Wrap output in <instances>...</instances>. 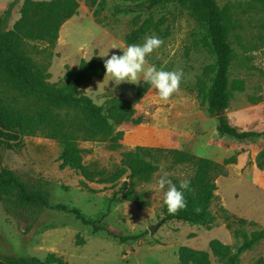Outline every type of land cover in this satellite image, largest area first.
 Returning <instances> with one entry per match:
<instances>
[{
    "label": "rangeland",
    "instance_id": "1",
    "mask_svg": "<svg viewBox=\"0 0 264 264\" xmlns=\"http://www.w3.org/2000/svg\"><path fill=\"white\" fill-rule=\"evenodd\" d=\"M26 1L51 0H0V15L9 14L2 34L14 45L11 53L26 58L23 64L48 90L62 91L80 72L82 60L93 67L104 63L108 56L99 55L107 50L109 56L122 54L129 44L143 43L152 35L164 43L147 57L145 67L181 68L183 79L167 102L152 86L142 97L136 93L138 84L114 86L106 72L80 85L73 96L90 100L102 114L117 99L128 103L133 119L141 118L137 125L114 126L121 136L112 143L109 136L91 133L86 112L66 104L49 105L19 84L0 61V107L25 126L19 125L25 128L21 136L0 129V142L17 144L0 143V168L13 172L30 196L21 202L0 198V256L33 258L40 264H179L180 249L187 248L208 254L205 264H227L211 254L209 244L216 241L235 253L241 240L236 226L228 225L233 218L254 223L244 229L247 234L264 228V168H257L258 161H264V135L237 141L218 132L224 121L241 132L264 133V0H214L229 28L232 49L230 103L214 115L208 113L206 100L215 74L208 14L200 13L194 1L98 0L89 7L75 0V15L55 39L33 14L17 29L27 38L15 42L13 25L21 19ZM234 82H241L243 90H233ZM58 120L82 151L91 180L61 166L58 141L26 130ZM136 147L178 150L216 164L221 175L215 179L209 207L213 221L164 220V192L155 190L157 180L167 172L173 183L180 182L196 171L193 163H175L174 155L145 156L158 167L147 181L125 171L114 183L98 182V170L103 176L122 171L124 154ZM237 264H264V240L242 253Z\"/></svg>",
    "mask_w": 264,
    "mask_h": 264
},
{
    "label": "trees",
    "instance_id": "2",
    "mask_svg": "<svg viewBox=\"0 0 264 264\" xmlns=\"http://www.w3.org/2000/svg\"><path fill=\"white\" fill-rule=\"evenodd\" d=\"M89 7H94L98 4V0H83ZM195 2L197 10L202 13V10L208 14L207 30L209 35V45L215 57V74L211 82L208 94L206 95L208 113H215L225 110L230 103V91L228 88L227 74L231 63L232 49L227 42L229 28L226 22H223L222 14L214 0H192ZM78 5L75 0H51L49 2L34 3L26 1L21 10V19L13 25L14 41L17 42L22 38H27L20 35L17 29L24 23V20L29 18V15L39 16L43 20V30L52 32L51 37L56 38L59 28L66 20L73 17L76 13ZM95 15V14H94ZM9 19V14L0 15V61L8 69L17 82L21 85L29 86L34 94L39 95L49 105L59 106L66 104L71 106L70 109H78L86 112L89 115L87 123L92 129L93 135L109 136L112 143L121 136V133H114V126L122 123L139 124L141 118L133 119V112L130 110L128 103L124 100L113 99L109 103V108L105 114H102V108L96 107L86 98H75L73 93L82 84H86L93 78H99L106 72L103 62H95L93 67L85 63L84 60L80 63V72L72 82H68L67 86L62 91H51L46 88V84H42L39 78L30 72V66L27 68L23 61L25 60L20 54H12L14 45L7 42L6 37H3L2 31ZM151 86L141 81L137 86V96L142 97ZM235 91H242L243 85L241 82H234ZM44 98V99H43ZM23 122L14 114L4 113L0 107V129L2 131H10L11 134L21 136L25 128ZM24 126V125H23ZM25 127V126H24ZM20 129V130H18ZM26 130L31 131V134L38 132L45 133L47 137L58 141L62 150L60 161L62 167H69L72 170L80 172L81 176L87 180L92 179V172L89 171L81 160L80 149H77L69 140L67 129L61 121L48 123L41 126L34 125ZM218 132L222 136H228L237 141H248L255 139L264 133L256 132H241L231 127L227 122L220 121ZM10 133H6L10 135ZM8 147L16 146L17 144L10 141H1ZM112 145L111 148H115ZM153 154H167L175 156V163H193L196 166L195 175L191 178L192 191L185 192L188 206L186 209L179 211L175 215H170L164 207L163 214L166 221H185L191 222L194 217V222L203 223L213 221V217L209 212L211 202L214 200V192L216 190L215 179L221 172L218 166L211 161L203 159H195L192 155L178 150H162V149H147L136 147L133 151L125 153L123 157L124 169L122 171L115 170L113 173L103 176V171L98 170L100 175L98 180L101 184L114 183L125 171H129L130 177H142L145 181L158 171V167L152 164L151 161H146L145 156ZM257 168H264V161H258ZM177 186L179 182L175 181ZM25 185L11 171H6L0 168V198L1 199H16L18 202L27 201L30 196L25 191ZM131 199V198H129ZM196 207L202 210L197 213L194 211ZM233 222L228 224L236 226V237L240 238V245L235 248V253L230 254V246H223L220 243L213 241L209 244V249L212 255L225 259L227 264H237L238 257L251 250L254 246L264 240V228L254 230L247 234L244 229L246 227H254V223L246 222L244 219L233 218ZM163 220V219H162ZM163 220V221H164ZM229 221V216L225 217ZM206 253L196 252L187 248H181L179 252V264H205ZM54 261L53 256H49ZM0 264H40L36 259L28 258H6L0 256Z\"/></svg>",
    "mask_w": 264,
    "mask_h": 264
},
{
    "label": "clouds",
    "instance_id": "3",
    "mask_svg": "<svg viewBox=\"0 0 264 264\" xmlns=\"http://www.w3.org/2000/svg\"><path fill=\"white\" fill-rule=\"evenodd\" d=\"M164 41L155 35L148 36L143 43L129 44L122 49V54L112 53L108 55V50L99 55L101 57L108 56L104 60V68L106 74L110 77L114 86L120 85L122 82L139 84L141 80L145 84L152 86L159 95V98L167 102L174 93L180 90V84L183 79V69L166 70L157 68L152 64H148L147 57L155 50L163 45ZM111 48L116 49L119 46L113 45ZM105 74V75H106ZM156 191L164 192V205L170 215H175L179 211L184 210L188 206L185 192L192 191L191 180L182 179L179 185L173 183L167 172H164L156 182ZM202 209L196 207L195 212L199 213Z\"/></svg>",
    "mask_w": 264,
    "mask_h": 264
}]
</instances>
